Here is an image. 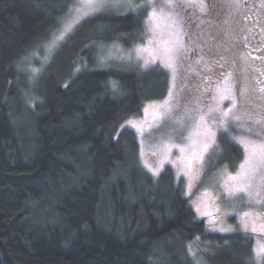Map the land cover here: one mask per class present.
I'll return each instance as SVG.
<instances>
[{"label":"trees","instance_id":"16d2710c","mask_svg":"<svg viewBox=\"0 0 264 264\" xmlns=\"http://www.w3.org/2000/svg\"><path fill=\"white\" fill-rule=\"evenodd\" d=\"M76 5L0 0V264H255V235L209 233L184 178L151 176L121 127L170 93L165 69L107 51L144 40L146 10L89 17L44 64L32 58ZM217 145L234 171L242 148Z\"/></svg>","mask_w":264,"mask_h":264},{"label":"rangeland","instance_id":"374dc122","mask_svg":"<svg viewBox=\"0 0 264 264\" xmlns=\"http://www.w3.org/2000/svg\"><path fill=\"white\" fill-rule=\"evenodd\" d=\"M198 0H196L197 2ZM157 8L165 3V0H154ZM182 2V0H177V3ZM145 4L146 6L143 8L134 7L135 5ZM78 4V0H77ZM132 7L129 6V0H107V5L104 8H101L95 14L89 16L100 17L107 14H110L114 11H125V12H138L141 10H146L145 17V27L147 30V34L144 40L138 44H136L132 49L122 52L120 49L107 50L109 55L114 56L116 58H122L125 61H128L133 64H138L143 70L152 69L156 66H161L166 69L171 74V99L170 106L171 111L167 112L165 115L161 116L160 113L163 112V109L149 107V105H160L162 102H155L147 105L144 110L141 118L133 119V121L137 127H133L131 124L126 122L123 127H127L133 130L138 140L140 141V153H141V161L144 168L157 179L163 171L170 167L172 168L177 175H180L184 178L186 184V196L190 198V204L195 211L197 217L206 222L207 231L211 234H229L235 231L247 232L255 235L254 241V250L259 248L260 245L264 244V233L259 231V226L264 224V186H261L259 177L264 176V168L260 170L257 175L256 181L252 186L253 195L249 198L245 193H239L236 196H228L227 192L224 189V180L227 176L236 175L239 171V166L243 162H241L234 171H230L227 167L221 165L222 163V152L218 151L216 145L218 144V140L221 135L228 136L230 140L234 142V144L238 147H241L244 152L245 158V149L242 144L238 142L240 137H244L246 139L259 141L264 139V100L263 97L255 89V85L253 84V79L249 76H246L245 79H242L240 74L242 73L241 65L242 61L239 59L238 66L233 67L230 76L227 75L225 79L211 88L209 92V97L207 96V104L200 106L198 99H200L202 95V90L204 89L203 83L197 82L194 80L188 84V90L177 94L178 91V78L177 73L178 70L181 69V66L190 61V52L192 50V42L189 39H186L185 36H189L188 32L191 27L195 23L192 19H197L201 17H197L196 15H200L202 11L196 6V3L191 4L186 9H182L177 7L174 11L178 15L176 19L180 22L178 37L173 36V39L179 40V51L174 57V68L175 72H173L172 68H168L162 63L164 60L163 55L160 53L158 49V45L155 40L149 46L152 50V55L149 52L142 53L141 57H137L136 48L137 46H148V40L152 37V32L148 31L149 24L146 23L148 15L151 11V7L147 6V0H131ZM77 6V5H76ZM264 7V4H261ZM192 10L194 15L191 13ZM165 11H171L167 7H165ZM208 13V11H205ZM75 15V11L70 15L69 19L65 22L67 23L73 16ZM95 15V16H94ZM93 16V17H92ZM184 21H190L189 24L192 23L190 27H186V25L182 22V17ZM194 16V18L192 17ZM86 17L80 21L82 23ZM64 23V24H65ZM79 23V24H80ZM200 23V22H199ZM63 24V25H64ZM77 24L76 26H78ZM196 24V23H195ZM60 28L62 30L63 28ZM207 25V24H206ZM75 26V27H76ZM201 26V24H199ZM208 26V25H207ZM208 28V27H207ZM212 28V27H210ZM205 27H198L196 33L204 30ZM59 30V31H60ZM59 31L57 35L59 34ZM175 31V30H173ZM232 31V30H231ZM205 32V31H204ZM233 33V31H232ZM223 41H225L224 50L229 54L234 44L237 42H241V38L234 34L232 37L225 36L222 37ZM222 38L215 39L214 32H205L195 37L197 42L203 47L202 52L207 49L213 48V52L219 46V41L221 42ZM52 41V40H51ZM44 45L43 50L37 54H33L32 58L36 62H39V66L44 64L50 53L49 46L50 43ZM71 44V38L67 39L64 46H68ZM209 53H206L207 56L210 55L211 51L207 50ZM205 53V52H204ZM153 56H155V62H150L147 67L144 66L145 59L151 61ZM216 56V55H215ZM31 58V60H32ZM195 62L192 64V69L189 72H192L193 76H196L200 79L207 76V59L196 58ZM214 61L212 65L216 63L215 59H211ZM32 74H36L33 72V69H38V65L36 63L31 64ZM30 69V71H31ZM45 67L42 69L44 71ZM175 76V78H174ZM261 75L256 77V81L259 80ZM177 80V81H176ZM201 86V87H200ZM231 86L234 94L236 96V105L233 107L232 101L230 99H225L222 102L219 101V93L217 92V88H225ZM261 86V85H260ZM201 90V92H197V90ZM197 92L195 96H191L192 92ZM169 93V94H170ZM169 99V96L168 98ZM262 103H258L262 101ZM165 101V100H164ZM147 108V112L145 109ZM219 109L216 111L215 109ZM213 109V111H209ZM231 109L232 111L229 114L227 119L228 130L224 131L219 127V119L221 117V113ZM201 115L205 116V120L207 122V126L211 127L212 130L216 133V145H213L209 148L208 152L204 155L203 163H197L193 161V169L192 172L185 175L187 169L182 170V165L177 160L178 157L181 156L179 148L174 145L183 146L187 144L189 141L186 139L189 134L195 128L196 123L199 121V117ZM240 117L239 120H234L233 117ZM155 117V120H154ZM213 120L217 123L213 124ZM158 121V124L156 122ZM260 121V123H257ZM156 124L155 127H150V125ZM203 128V126H201ZM143 129V135H141L140 129ZM250 130V131H249ZM260 133L261 135H257ZM199 139H203V137H199ZM165 146L170 148V153H168V160H165L163 167L160 168L158 175H153V172L147 165H150L152 169L158 167L161 160L164 159ZM244 160V159H243ZM169 161H176L175 166L173 163ZM191 184V187L189 186ZM258 193V195H257ZM197 206H199V211H197ZM205 212H211L212 216L203 215ZM245 212H249V217H244L243 214ZM242 220L248 223V231H245L242 227ZM231 226L233 231L230 232H221L219 231L220 227H229ZM255 226L257 227V232H252L251 228ZM255 264H264V255L257 256L255 259Z\"/></svg>","mask_w":264,"mask_h":264},{"label":"snow or ice","instance_id":"6c2138e0","mask_svg":"<svg viewBox=\"0 0 264 264\" xmlns=\"http://www.w3.org/2000/svg\"><path fill=\"white\" fill-rule=\"evenodd\" d=\"M189 5L196 3V0H187ZM107 5V0H78L77 6H75V15L63 25L62 30L59 31V34H53V39L49 46V52H51L54 48H57L60 42L64 41L66 36L73 31L75 26L80 23L86 17H89L96 12H98L101 8H104ZM129 6L131 5V0H129ZM146 5L141 3L139 5H135L134 7L143 8ZM147 6L151 7V11L148 15L146 23L149 24L148 31L152 32V37L148 40V46H137L136 54L137 57H141L142 53L149 52L152 55V50L150 49V45L153 43V40L156 41L158 45V49L160 53L163 55L164 60L162 63L165 64L166 67L172 68L173 72H175L174 68V57L179 51V40L173 39V36L178 37L180 22L176 19L178 15L175 13V9L179 7L177 0H165V3L157 8L154 0H147ZM201 8L204 7L202 3L199 4ZM165 7L170 9L171 11H165ZM70 12L73 9L69 10ZM175 30V31H173ZM155 56H153L152 60L149 61L145 59L144 66L147 67L150 62H155ZM38 69H33V72H38ZM231 74H229L230 76ZM115 86V85H114ZM264 91V89H261ZM217 92L219 93V101L222 102L225 99H230L232 101L233 107L236 105V96L231 86L225 87L223 89L217 88ZM171 93L169 94V99L163 101L160 105H149V107L160 108L164 111L160 113L161 116L165 115L167 112L171 111L170 106ZM218 111L219 109H215ZM210 112L213 109L209 110ZM232 110L228 109L221 113V117L219 119V127L224 131L228 130L227 119ZM147 112V108L145 109ZM234 120H239L240 117H233ZM155 120V117H154ZM129 124L133 127H137V125L129 120ZM213 124L217 123L215 120L212 122ZM260 123V121H257ZM158 124V121L156 122ZM156 124L150 125V127H155ZM203 126V128L201 127ZM123 127V125L121 126ZM141 135H143V129H140ZM250 131V130H249ZM257 135H261L257 133ZM203 137V139H199V137ZM216 133L212 130L211 127L207 126V122L205 120V116L201 115L199 117V121L196 123L195 128L186 138L189 142L183 146L174 145L179 148L181 156L177 158L179 163L183 166L182 170L187 169L185 175L192 172L193 169V161L202 164L204 160L205 153L208 152L209 148L213 145H216L215 139ZM238 142L243 145L245 149V158L243 162L239 166V171L236 175H228L224 180V189L227 192L228 196H236L239 193H245L251 198L253 195L251 189L253 183L257 179V175L262 168H264V139L259 141L246 139L244 137L236 138ZM218 148L219 146L216 145ZM165 155L164 159L160 161L157 168L152 169L150 165H147L150 170L153 172V175H158L160 168L163 167L165 160H168V153H170V148L165 146ZM173 163L175 166L176 161H169ZM259 181L261 186H264V176L259 177ZM191 187V184L189 185ZM258 195V193H257ZM197 211H199V206H197ZM203 215L212 216L211 212H205ZM244 217H249L250 213L245 212L243 214ZM242 227L245 231H248V223L242 220ZM219 231L221 232H230L233 231L232 227L229 226L227 228L220 227ZM252 232H257V227L253 226L251 228ZM259 231L264 233V224L259 226ZM256 255L259 257L264 255V244L260 245L256 250Z\"/></svg>","mask_w":264,"mask_h":264},{"label":"flooded vegetation","instance_id":"af4514ba","mask_svg":"<svg viewBox=\"0 0 264 264\" xmlns=\"http://www.w3.org/2000/svg\"><path fill=\"white\" fill-rule=\"evenodd\" d=\"M200 3L204 5L203 8L199 6ZM261 4H264V0H198L196 2V6L202 13L196 15L201 18L192 19L196 24L194 23L188 32L189 36H185L186 39L190 38L192 50L190 52V61L184 63L177 73L178 94L183 93L188 84L190 85V82L194 80H197V82L201 81L204 89L202 90L199 105H206V96L209 97L211 88L221 83L229 75L228 73L232 72L231 69L240 64V59L242 61V73L240 76L242 79H245L246 76L251 77L255 89L259 93L258 96L260 97L261 95L264 100V91H261V89H264V7ZM179 5L182 9H186L189 6L187 0H182ZM190 11L194 15V12ZM205 11H208V13H205ZM181 17L187 28L192 25V23L189 24L190 21H184L183 16ZM192 17L194 18V16ZM198 27H205V29L196 33L194 28L197 29ZM204 31L214 32L215 39H220L227 35L232 37L236 34L241 38V42L234 44L229 54H226L227 52L223 46H225L227 39L223 41L222 38L216 51L213 52V48L212 50L207 49L211 51L210 55L207 56L206 53L209 52L207 50H204L205 53L202 52L203 47L195 39L196 36L205 33ZM198 57L203 58V60L207 59L208 62L205 63L207 65V76L200 80L198 77L193 76V71L189 72L192 69L193 62L198 60L196 59ZM211 59L216 60L214 65H212L214 61ZM166 72L168 73L171 87L172 77L167 70ZM258 75H261V77L256 81L255 79ZM198 92H201V90L199 89ZM263 100L258 103H262Z\"/></svg>","mask_w":264,"mask_h":264}]
</instances>
